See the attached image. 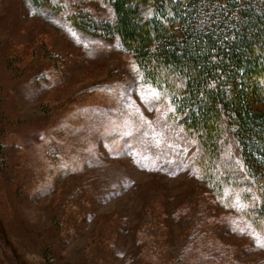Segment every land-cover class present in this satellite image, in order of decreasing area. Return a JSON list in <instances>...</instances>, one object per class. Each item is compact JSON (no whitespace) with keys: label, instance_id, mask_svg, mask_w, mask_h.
Listing matches in <instances>:
<instances>
[{"label":"rangeland","instance_id":"1","mask_svg":"<svg viewBox=\"0 0 264 264\" xmlns=\"http://www.w3.org/2000/svg\"><path fill=\"white\" fill-rule=\"evenodd\" d=\"M112 18L0 0V264H264L248 202L211 188L134 55L86 26Z\"/></svg>","mask_w":264,"mask_h":264},{"label":"trees","instance_id":"2","mask_svg":"<svg viewBox=\"0 0 264 264\" xmlns=\"http://www.w3.org/2000/svg\"><path fill=\"white\" fill-rule=\"evenodd\" d=\"M103 1L113 18L88 29L130 50L167 102L169 141H195L211 188L264 228V1Z\"/></svg>","mask_w":264,"mask_h":264}]
</instances>
